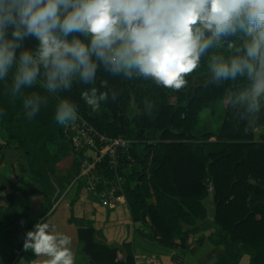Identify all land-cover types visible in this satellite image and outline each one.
Wrapping results in <instances>:
<instances>
[{"label": "clouds", "instance_id": "obj_1", "mask_svg": "<svg viewBox=\"0 0 264 264\" xmlns=\"http://www.w3.org/2000/svg\"><path fill=\"white\" fill-rule=\"evenodd\" d=\"M200 69L209 86L239 85L227 96L238 118L264 115V0H0V95L19 100L29 120L54 97L55 122H76L78 104L62 95L76 84L94 112L115 101L101 73L180 91ZM71 243L44 220L23 248L75 264Z\"/></svg>", "mask_w": 264, "mask_h": 264}, {"label": "trees", "instance_id": "obj_2", "mask_svg": "<svg viewBox=\"0 0 264 264\" xmlns=\"http://www.w3.org/2000/svg\"><path fill=\"white\" fill-rule=\"evenodd\" d=\"M216 51L228 54L224 47ZM100 79H107V90L119 95L115 101L110 97L95 112L80 98L86 86L76 84L62 95L78 104L83 119L100 134L131 140L133 161L122 160L120 175L136 231L145 236L142 216L146 214L163 240L182 237L187 227L206 221L204 202L211 185L216 207L214 237L225 247L218 264H238L243 255L250 256V264H264V138L256 141L254 134L255 129L264 128V115L248 124L228 108L227 96L239 85L228 82L217 88L189 79L186 88L170 95L152 81H125L103 73ZM57 102L50 98L29 120L19 100L0 95V107L6 112L0 118L4 136L0 149L21 157L43 197L57 192L52 175L60 164L66 162L73 171L68 185L80 174L83 163L82 154L54 120ZM224 103L218 135L200 133V115ZM213 137L216 142L211 141ZM79 192L71 203L70 222L80 225L79 240L90 264H136L131 244L109 245L100 238L93 221L75 217ZM35 257L30 252L28 260Z\"/></svg>", "mask_w": 264, "mask_h": 264}, {"label": "crops", "instance_id": "obj_3", "mask_svg": "<svg viewBox=\"0 0 264 264\" xmlns=\"http://www.w3.org/2000/svg\"><path fill=\"white\" fill-rule=\"evenodd\" d=\"M132 112H135V106ZM254 134L256 141L263 140V128L255 129ZM3 137L0 134V146ZM211 141L216 142V137ZM251 183L255 184L254 181ZM70 195L71 191L61 195L58 200H53V194L43 197L21 157L12 150L0 149V264H47L45 257L36 256L29 261L31 251L21 245L26 232L44 220L54 231L71 237L75 264H90L79 240L80 225L70 222L75 194ZM204 204L208 215L206 221L187 227L183 236L173 241L163 240L152 229L146 214L142 216L145 236L136 231L127 200L125 204L110 209L103 205L100 198L89 200L81 197L75 204L74 212L77 218L93 221L100 238L107 244H131L136 264H218L225 247L217 244L214 237L212 224L216 207L213 191H209ZM238 264H250V256L243 255Z\"/></svg>", "mask_w": 264, "mask_h": 264}, {"label": "built area", "instance_id": "obj_4", "mask_svg": "<svg viewBox=\"0 0 264 264\" xmlns=\"http://www.w3.org/2000/svg\"><path fill=\"white\" fill-rule=\"evenodd\" d=\"M77 129H82L77 131L78 136L76 138H69L73 142L76 152L80 151V149L88 148L89 146L98 148V153L93 163L87 167L81 177L86 178L88 175H92V182H90V185L93 190H95V187L97 190L98 184L101 186L102 191H100V193L98 192V196L102 200L104 206L115 209L117 206L125 204V180L120 175V167L124 158L133 161L130 155L132 147L131 140L123 137L117 139L108 138L97 132L88 124H84L83 127ZM83 139L85 140L83 141ZM83 142H85L87 147L81 146ZM104 165L115 175L113 179H105L99 172L96 173L98 168L104 167ZM209 191H213L211 185Z\"/></svg>", "mask_w": 264, "mask_h": 264}, {"label": "rangeland", "instance_id": "obj_5", "mask_svg": "<svg viewBox=\"0 0 264 264\" xmlns=\"http://www.w3.org/2000/svg\"><path fill=\"white\" fill-rule=\"evenodd\" d=\"M188 79L196 81L197 84H207L205 72L203 69L195 71L189 76ZM167 92L170 95H173V92L171 90H167ZM171 101L174 102L175 98H173ZM224 108H225V103L217 107V109L205 110L200 115L201 121L199 122V125H198L199 130H200L199 132L200 133L211 132L217 136L220 131V127L223 123ZM84 124H88V123L83 119L82 115L79 113V118L76 122L68 126L62 125L63 133L67 138H76L78 136L77 131L82 130V129H77V128L83 127ZM263 132H264V128H263ZM84 140L85 139H83V141ZM81 146L87 147V145H85V142H83V145ZM51 150L53 153H55L54 148H51ZM77 152H79L83 156V163L81 165L80 174L77 177H75L72 183L66 185L67 178L73 174V171L72 169H70V166L67 165L66 162L60 164L58 168V172L55 175H52L53 184L58 189L57 192L53 195L55 196L53 200L60 198L61 195L66 194L70 191L72 192V195H70V197H72L73 194H75V197H76L78 195L79 189H80V192H79L80 198L86 197L89 200L91 199L99 200L98 192L100 193V191H102L101 186L97 183L98 184L97 190H96V187H95V190H93L92 186L90 185V182H92V175H88L86 177L89 179L81 177V175L87 169V167L93 163V160L98 153V148H93L89 146L88 148L80 149V151H77ZM98 172L101 175H103L105 179H108V180H111L115 177V175L109 171L106 165H104V167L102 166L101 168H98V171H96V173ZM61 187L63 189H61ZM129 214L131 215L130 210H129ZM119 258L122 259L121 255Z\"/></svg>", "mask_w": 264, "mask_h": 264}]
</instances>
